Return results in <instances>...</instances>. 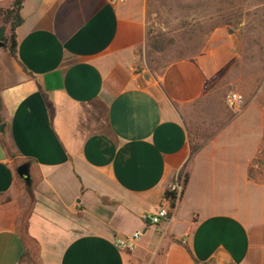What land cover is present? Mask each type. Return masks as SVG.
Instances as JSON below:
<instances>
[{
	"label": "crops",
	"instance_id": "crops-1",
	"mask_svg": "<svg viewBox=\"0 0 264 264\" xmlns=\"http://www.w3.org/2000/svg\"><path fill=\"white\" fill-rule=\"evenodd\" d=\"M148 3L23 0L17 56L0 47V264H264L263 114L242 109L196 151L189 126L234 42L153 70ZM179 170L182 198L151 223Z\"/></svg>",
	"mask_w": 264,
	"mask_h": 264
},
{
	"label": "rangeland",
	"instance_id": "rangeland-1",
	"mask_svg": "<svg viewBox=\"0 0 264 264\" xmlns=\"http://www.w3.org/2000/svg\"><path fill=\"white\" fill-rule=\"evenodd\" d=\"M149 34L157 35L161 50L149 43L145 51L148 66L160 71L181 58L197 56L222 44L234 42V57L210 82L205 95L189 110V126L194 145L207 141L213 133L239 112L226 102L229 92L243 97L242 109L263 114L262 141L250 166L251 176L264 182V0H149ZM252 138V133H242ZM261 208V210H260ZM260 215L264 214V188ZM22 233L26 234L24 226ZM30 252L38 254L32 238H25ZM36 264V263H35Z\"/></svg>",
	"mask_w": 264,
	"mask_h": 264
},
{
	"label": "built area",
	"instance_id": "built-area-1",
	"mask_svg": "<svg viewBox=\"0 0 264 264\" xmlns=\"http://www.w3.org/2000/svg\"><path fill=\"white\" fill-rule=\"evenodd\" d=\"M112 3H123L126 0H110ZM226 102L230 108L235 112L241 111L243 104V97L238 92H229L226 96ZM187 173L183 170H179L174 179L167 185L165 201L166 204L160 206V208L150 217V222L153 224H159L162 220L169 219L170 211L174 207L171 206L172 196H175V203H177L183 195L186 186ZM176 206V205H175ZM141 232H135L130 237H120L117 238L115 243L120 249H133L136 246V239L140 236Z\"/></svg>",
	"mask_w": 264,
	"mask_h": 264
},
{
	"label": "trees",
	"instance_id": "trees-1",
	"mask_svg": "<svg viewBox=\"0 0 264 264\" xmlns=\"http://www.w3.org/2000/svg\"><path fill=\"white\" fill-rule=\"evenodd\" d=\"M23 5V0H12V4L11 6L6 9L4 12H0V16H2V22L0 24V42H3L4 47L6 49H8V51L10 52V54L14 57L17 56V35H16V28L22 23V17H21V8ZM7 24H10L11 26V33L10 34H6V27ZM157 35H150L149 34V43L150 46L157 51H160L161 48L158 45V39ZM0 109H1V99H0ZM1 121V118H0ZM201 146V144L196 145L194 147V151H196L199 147ZM249 176L251 178H253L251 176L250 173V169H249ZM188 181V175L186 177V182ZM175 196H172V200H171V206L175 207L176 203H175ZM24 239L27 237L29 238V236L27 234H23ZM26 243V241H25ZM25 254V252H24Z\"/></svg>",
	"mask_w": 264,
	"mask_h": 264
},
{
	"label": "water",
	"instance_id": "water-1",
	"mask_svg": "<svg viewBox=\"0 0 264 264\" xmlns=\"http://www.w3.org/2000/svg\"><path fill=\"white\" fill-rule=\"evenodd\" d=\"M0 47H4L3 42H0ZM148 75H149V73H146L144 75V77L147 79ZM5 127H6L5 123L0 124V131L4 133L5 132ZM17 174H18V176L21 179L24 180V182L27 185L31 184L30 167H29L28 163H23V164L19 165L18 168H17Z\"/></svg>",
	"mask_w": 264,
	"mask_h": 264
}]
</instances>
